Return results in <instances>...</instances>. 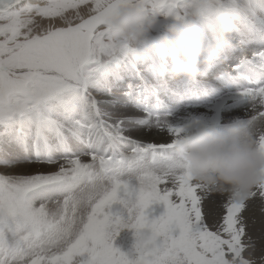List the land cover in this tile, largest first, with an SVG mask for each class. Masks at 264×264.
Masks as SVG:
<instances>
[{
  "label": "snow or ice",
  "instance_id": "obj_1",
  "mask_svg": "<svg viewBox=\"0 0 264 264\" xmlns=\"http://www.w3.org/2000/svg\"><path fill=\"white\" fill-rule=\"evenodd\" d=\"M129 3L0 0V264H264V181L243 197L195 183L175 156L185 128L114 83ZM240 95L264 115V86ZM152 130L170 142L132 138ZM125 228L130 254L112 243Z\"/></svg>",
  "mask_w": 264,
  "mask_h": 264
},
{
  "label": "bare ground",
  "instance_id": "obj_2",
  "mask_svg": "<svg viewBox=\"0 0 264 264\" xmlns=\"http://www.w3.org/2000/svg\"><path fill=\"white\" fill-rule=\"evenodd\" d=\"M222 6L224 8H218L219 14L231 28L227 43L213 35L203 13L190 14L200 29L197 25L188 26L170 20L159 35L143 38L135 47H129L130 55L111 66L118 74L114 83L120 86L121 91L135 89L144 108L164 116L172 126L186 129L193 124H204L224 130L231 123H240L253 132L258 131L262 125L254 118L257 110L252 98L230 94L242 88L224 89L211 71L216 69L218 61L224 57L232 59L236 52L237 57L238 53L241 54L239 59H253L256 46H260L264 40V0H224ZM173 23L186 30L198 28L208 45L205 53L207 62L202 63L191 78L170 73L174 57L161 37ZM153 44L155 48L151 47ZM236 84L243 85L240 81ZM132 138L142 144L160 142L161 139L170 142L166 133L156 130L134 133ZM163 211L162 205H152L150 218H157ZM245 215L256 217V223L249 228L250 232L261 226L259 213L254 208H249ZM133 232L131 229H121L112 241L113 246L130 254L135 242Z\"/></svg>",
  "mask_w": 264,
  "mask_h": 264
},
{
  "label": "clouds",
  "instance_id": "obj_3",
  "mask_svg": "<svg viewBox=\"0 0 264 264\" xmlns=\"http://www.w3.org/2000/svg\"><path fill=\"white\" fill-rule=\"evenodd\" d=\"M223 3L224 0H187L182 11L203 13L213 35L227 43L231 28L218 11ZM145 23L146 10L138 0H130L112 21V39L131 46L143 39ZM161 39L174 57L170 68L173 76L191 78L207 62L208 45L198 28L186 30L173 23ZM254 118L264 125V115L256 112ZM175 156L195 183L216 191L243 197L264 181V148L260 137L240 123H231L224 130L204 124L187 127L177 140Z\"/></svg>",
  "mask_w": 264,
  "mask_h": 264
},
{
  "label": "rangeland",
  "instance_id": "obj_4",
  "mask_svg": "<svg viewBox=\"0 0 264 264\" xmlns=\"http://www.w3.org/2000/svg\"><path fill=\"white\" fill-rule=\"evenodd\" d=\"M186 3L187 0H158V6L146 9L145 34L143 38L159 35L170 20H174L179 24L196 26L197 24L193 22L190 14H184L182 11ZM221 7L224 8V6ZM221 7L219 8L221 9ZM197 27L201 28L198 25ZM135 44L129 47H135L137 45Z\"/></svg>",
  "mask_w": 264,
  "mask_h": 264
}]
</instances>
